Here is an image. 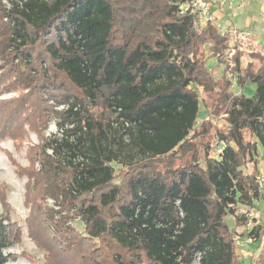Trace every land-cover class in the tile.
<instances>
[{
    "label": "trees",
    "instance_id": "1",
    "mask_svg": "<svg viewBox=\"0 0 264 264\" xmlns=\"http://www.w3.org/2000/svg\"><path fill=\"white\" fill-rule=\"evenodd\" d=\"M7 1L0 0V94L19 96L0 99V138L20 144L25 125L39 138L29 165H15L30 179L25 226L45 264H241L234 228L248 217L238 208L264 194L257 170H242L257 159L264 166V56L252 52L260 65L241 66L235 45L224 58L227 36L216 22L196 26L195 14L180 13L190 0ZM208 57L223 66L217 79ZM232 78L254 84L252 95L235 94ZM191 85L215 101L196 127L200 100ZM219 111L229 128L219 132L222 152L209 157V117ZM51 119L61 137L44 136ZM125 135L138 158L115 170L112 145L121 147ZM47 196L59 209L42 203ZM0 201L4 264L17 257L4 250L23 231ZM76 218L83 233L71 225ZM247 234L259 244L262 224L253 221L240 233Z\"/></svg>",
    "mask_w": 264,
    "mask_h": 264
},
{
    "label": "rangeland",
    "instance_id": "2",
    "mask_svg": "<svg viewBox=\"0 0 264 264\" xmlns=\"http://www.w3.org/2000/svg\"><path fill=\"white\" fill-rule=\"evenodd\" d=\"M226 1H228V6H226ZM3 2L7 6H9V2L7 0H3ZM209 2L211 5H216L219 12L223 14V18L218 19L217 23L219 24L218 27L220 32L227 36V42L222 47L224 58H227L234 53V46L236 45L238 49L243 52L241 57V66H245L249 62H252L254 66L260 65L261 60L257 56H253V54L251 53H261L264 56V32L261 33L258 37L253 36L251 38L250 36H246L244 33L249 30L242 25L246 13L242 11L237 18H234V11L238 10V8H243V0H209ZM204 24L205 23L197 22L196 26H202ZM230 25L234 26V28L232 29L235 30V32H233L232 29H229ZM206 46L207 45H205L204 47ZM207 55L208 51L205 50V56ZM206 61L208 68L212 69L214 78H219L223 70V66L218 63L217 58L208 57ZM232 81V90L235 94H243L246 96L252 95L254 91V84L247 83L242 87L238 83H236V78H232ZM191 86L196 89L200 100L198 117L195 122L196 127L204 118H208L209 112L213 111L212 109L214 107L215 101L209 96L208 93L203 90L202 87H198L196 85ZM17 96H19V92L17 91L3 92L0 94V99L6 100ZM61 108L62 106L58 107V109ZM226 117L227 114L223 111H219L217 114L209 117V157H215L219 154L217 149L222 146L221 144L223 142L222 138L219 136V132L227 131L229 128ZM24 129L26 130L27 136L22 140L20 144H18L17 141L9 136L0 138V188L2 189L0 190V196L3 195L8 204L10 221L17 222L22 227L23 231L21 241L14 244L10 248L5 249L4 252L13 253L14 255H20L21 257L18 256L17 258H15L16 263H21L24 260L29 262L27 258L21 255L22 252H27L35 258V262L31 263L45 264V251L40 250L36 247L34 242L28 237L27 229L25 226V219L30 214V207L32 206L30 202L28 205L25 204V185L30 179L25 174L19 175L17 172V167L15 165L18 164L21 167L28 166L30 163L28 156V152L30 150L29 148L30 146L37 145L39 143V138L34 131L30 130L27 125L24 126ZM43 133L46 138H50L53 135L61 137V131L57 128L55 119H51L48 121L46 128L43 130ZM116 135V133L112 132L110 134V137L113 138V136ZM196 140L199 141L200 138H197ZM112 148L117 153V158L111 162V165L115 168V170L124 168L128 164V162L134 161L138 158V155L136 154L133 146L128 142V136L126 135L124 136V144L121 147L117 144H113ZM255 157L257 158V156ZM253 168L257 170V177H261L263 175L264 166L262 161L258 159L255 161L254 166L252 163L248 162L242 168V170L244 172H251ZM33 192L34 191L32 190L30 193L31 198ZM34 197L35 196H33L32 199H34ZM42 203L46 206L59 209V206L51 197H45ZM238 209L239 214L246 213V215L251 217L252 221L256 220L257 222L261 223L264 229V194L262 195L261 199L255 201L254 206L249 207L246 205H239ZM2 211L3 207L0 201V213ZM227 222L229 226H233L234 218L231 215H228ZM71 225H73L79 232H84L83 222L79 218L71 221ZM245 227L246 226L235 227L234 237L237 235L242 237L240 233L244 231V229H246ZM237 241H239V243H235L236 252L239 255L241 264H251L252 259L256 261L257 264H264V260H261V258L259 257L261 247L264 244V236L259 244L258 242L249 243L244 239L240 240L238 238ZM12 259L14 258H11L9 260L13 261ZM193 264H197V262H194Z\"/></svg>",
    "mask_w": 264,
    "mask_h": 264
},
{
    "label": "crops",
    "instance_id": "3",
    "mask_svg": "<svg viewBox=\"0 0 264 264\" xmlns=\"http://www.w3.org/2000/svg\"><path fill=\"white\" fill-rule=\"evenodd\" d=\"M226 1V6H228ZM243 8H238V10L234 11V18H237L238 15L243 11L245 14L243 26L246 27L249 31L245 32L246 36H260L261 33L264 32V0H243ZM245 10V11H244ZM255 10V11H254ZM210 13L213 16V21L216 22L217 27L219 24L217 23L218 19L223 18V14L219 12L216 5H211ZM235 21V19H234ZM233 21V23H234ZM236 25V24H234ZM236 27V26H235ZM234 28V26L230 25L229 29ZM10 248V247H9ZM21 257L17 255V257ZM16 257V258H17ZM10 259V258H9ZM7 260L4 264H33L31 261H22L21 263L15 262V258L11 260Z\"/></svg>",
    "mask_w": 264,
    "mask_h": 264
},
{
    "label": "built area",
    "instance_id": "4",
    "mask_svg": "<svg viewBox=\"0 0 264 264\" xmlns=\"http://www.w3.org/2000/svg\"><path fill=\"white\" fill-rule=\"evenodd\" d=\"M210 7L211 4L209 2V0H190L188 2L182 3L179 6L180 9V13H193L196 15L198 22H202V23H206V21L209 20H213V16L210 13ZM233 30V29H232ZM233 32H235V30H233ZM222 145V146H221ZM217 151L219 153L222 152V149L224 147V143L222 142ZM260 181V186H262L263 180H264V176L262 175L261 177H257ZM252 214V213H251ZM247 222H246V230L252 228L253 225V221L251 219L250 216L247 215ZM238 239H244L246 242L252 243L255 242V238L252 236H249L248 234L245 236L240 237L239 235L234 237V242L235 243H239V241H237Z\"/></svg>",
    "mask_w": 264,
    "mask_h": 264
}]
</instances>
